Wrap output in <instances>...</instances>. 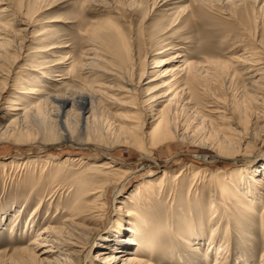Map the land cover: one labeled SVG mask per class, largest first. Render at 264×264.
I'll return each instance as SVG.
<instances>
[{
	"label": "rangeland",
	"instance_id": "obj_1",
	"mask_svg": "<svg viewBox=\"0 0 264 264\" xmlns=\"http://www.w3.org/2000/svg\"><path fill=\"white\" fill-rule=\"evenodd\" d=\"M5 40L7 46L0 45V77L10 74L11 88L1 96L4 100L0 97L3 107L10 101L23 105L34 96L30 92L39 89L75 96L79 102L70 118L76 120L82 108L81 95L94 91L97 102L90 124L71 122L73 142L60 146L47 142L42 138L47 131L35 126L23 142L12 139L0 143V264H37L22 250L33 247L30 244L38 231L48 225L61 227L68 212L80 208L84 211L81 215L88 217L83 218L88 221L81 224L82 229L92 233L74 264H108L101 254H110L116 247L121 207L133 213L134 231H124V225L120 238L130 240L133 235L142 236L147 227L154 229L151 246L147 243L146 249L159 254L157 263L214 264L217 254L208 252L203 242L198 247L203 251L198 253L179 239L185 229L192 225L201 228L212 217L216 224H224L220 240L226 234L233 238L224 264L262 262L264 241L259 236L263 230L264 185L260 202L254 199L256 202L250 204L255 213L247 210L241 215L232 210L231 219L229 209L236 207L234 201L228 209L219 206L218 219L217 214L208 215V188L212 176L229 175L239 168L222 159L218 147L211 145L218 140L217 131L225 128L218 114L222 110L227 118L235 112L234 123H239V114L244 112L250 130L256 134L250 140V150L233 161L264 162V0H217L212 5L207 0H0V44ZM160 51L163 53L159 55ZM174 55L183 57L157 67L159 61ZM183 61L199 65L200 75L193 84L188 83L185 95L175 97L170 104L172 95L159 98L160 104L153 109L148 94L163 92L153 91L159 82H149ZM185 72L177 71V78L189 82L192 76ZM128 81L137 90L134 96L127 94L131 88L125 84ZM3 82L0 78V95ZM131 107L140 109V116L149 123L152 114L163 110L170 114L173 127L177 126L174 130L185 131L189 138L150 150L146 149L149 143L141 148L129 143L122 129L132 120L135 110ZM52 112L55 110L50 107L48 114ZM16 129L13 132L22 134V128ZM41 141L47 147L39 144ZM146 152L151 153L148 163L141 160ZM112 159L118 166L133 170L134 177L124 190L127 204H118L117 192L109 189L105 211L95 213L101 216L96 221L89 210L97 202V187L107 182L106 171L100 166ZM16 160L19 166L11 169L9 162ZM190 168L203 171V178L196 182L190 172L179 177L181 171ZM163 172L169 176L164 177ZM162 176L165 186L157 187L151 202L143 192H136L143 183ZM19 211L21 218L15 222ZM231 224L234 229L228 230ZM206 235L210 237L208 232ZM43 251L36 252L41 256ZM115 252L111 255H119L121 250ZM129 252L133 253L127 249L122 255ZM170 252L174 257H169ZM62 254L59 257L64 259L67 253ZM57 257H48V264H54Z\"/></svg>",
	"mask_w": 264,
	"mask_h": 264
},
{
	"label": "bare ground",
	"instance_id": "obj_2",
	"mask_svg": "<svg viewBox=\"0 0 264 264\" xmlns=\"http://www.w3.org/2000/svg\"><path fill=\"white\" fill-rule=\"evenodd\" d=\"M207 2H210V5H212L214 3L216 4L217 0H207ZM5 41L6 42L0 45L7 46L6 45L8 44L7 40ZM162 53L163 52L160 51L159 55ZM180 56L174 55L168 61L165 62L159 61L157 67H160L164 63H172L183 57ZM182 63H183L182 65H180L179 63L180 66L178 65L176 67L169 66V68H166L162 71L160 77L151 80L149 82V83H154L156 81L159 82V85L156 88H154L153 91L157 90L163 92L161 93L162 95L160 94L158 96H150V94H148V97H150L148 101L152 105L153 109L156 105L160 104L158 102L159 98L168 97V95L169 96L172 95V98L169 99L168 102L170 104L173 103L175 97L180 95L181 96L185 95L188 92L187 85L191 84V81L193 84V82L196 81L197 79L196 76L200 75L198 73L199 65L191 66V64L187 63V61H183ZM88 66L90 67L89 69L91 72L92 70L91 64L87 65V67ZM185 70H186L185 73H188L192 76L191 77L189 75L191 77V80L189 82L185 80V78H182L181 80L177 78L178 75H176V72L177 71L181 72ZM202 70L203 68H201L200 70L201 73ZM0 73L3 75L1 71ZM190 77L187 79L189 80ZM0 78L4 81L3 89H2L3 91L1 92L0 95L1 97L4 96V94L7 93L8 89L11 88V86L9 88V81H11V77L9 74L6 77H0ZM46 78L51 79L50 77H46ZM143 78L144 76L140 78V83ZM199 80H200V76H199ZM125 84L130 85L131 87L130 89H128L127 94L134 96L137 90L133 87L130 81H128ZM30 93L31 95L34 96L30 97L23 105L19 104L18 102L10 101L8 103L7 102L5 103V105L8 104V106L3 107V105L0 102V143L12 139H14L15 142H23V140H25L23 139V137L27 138L26 136L29 134L26 133L29 132L32 127L35 126H37L40 130H42L44 127L47 133L46 134L43 133L44 136H42V138L47 142L48 140L49 142L52 143L55 142L57 146L63 145L64 143L69 141L73 142L72 139L74 138V136H73V131H71L72 130L71 122L77 124V122L82 121L85 125H88L91 122L92 113L96 111V107H94V105L97 102V96L96 94L95 95L93 94L95 93L94 91L80 96L79 100L81 102L82 108L76 120H71L70 118L71 110L74 109L77 103L79 102L77 101V98L75 96L72 95L61 96L59 94H55L52 92H45L39 89L37 90L33 89ZM2 100H4V98H2ZM88 102L91 104L92 106L91 108H88ZM50 107L53 110H55V113L52 112V114L51 113L48 114V110L50 109ZM131 109L135 110V112H133L132 120L131 121L129 120L130 122H128V125H126L122 129L125 136L128 137L127 139H129V143L133 142L137 147L140 148L149 143L150 146L146 147V149L148 148L150 150L152 147L157 148L158 146H161L166 142L175 141L178 138H181L184 141L189 138V136H187L185 131L183 133H179L180 130L179 128H178L179 130L177 129L174 130V128L177 126L173 127L174 124H172L170 114L164 113L163 110H159V111L157 110L158 112L156 114H152V117H150L152 118V122L149 123L148 120L145 119L146 117L143 118L142 116H140L141 114L140 109L136 107H131ZM154 111L155 110H152V112ZM217 111L218 110H215L214 112L217 114ZM222 111L218 112V114H219V118L222 121L221 123H223L222 125L225 128H223V130L217 131L216 134L218 140L217 142L212 143L211 145L215 146L216 148L218 147V154L222 159L230 160L232 162L230 163L231 165H235L236 167L239 168L232 170L233 172L229 175L223 174L221 176H217V178L212 176L208 188V191L210 192L209 198L211 199L210 200L211 206L208 209V215L212 214L211 216H216L217 214V219H218L220 214L218 213L219 206H222L224 208L227 207L228 209V206H231L232 202L234 201L236 202V207L229 209V215H230L229 219H231L233 218V212H231L232 210H234L236 214L238 213L241 215L245 214L247 210L250 214L255 213L253 212L252 209H250L252 208L250 204H252L254 199L257 200V202H260V199L262 197L261 191L264 185V162L263 163L261 162L262 164L261 163L259 164V160L257 159H249L248 161H236V162L233 161V159L238 155H241L250 150L251 148L250 140H252L254 138V135L256 134H254L255 132L252 131L253 129L250 130L247 117L243 116L244 112H240L239 114L240 116L239 123L237 122L234 123L235 119H237L235 118L234 115L235 112L233 114L232 111L230 113L231 114L230 118H227V115L224 114L225 112ZM47 114L50 116H48ZM263 116L262 119H264ZM227 122H229V124ZM230 122L231 124L236 125V127L230 125ZM16 127H20L22 128L20 130H23L21 131L22 134L20 133L19 136L17 135L16 132H13V129H16ZM51 138L54 141H51ZM39 144H42V146L47 147L46 144L43 145L42 141ZM76 144L79 145L78 143ZM150 154H151L150 152H146L141 160H143V162L145 163H148L149 158L151 157ZM24 161H25L24 165L28 167L29 162H27V160ZM9 163L11 169L12 168L14 169L17 165L19 166V161L17 160L16 162L10 161ZM9 163L4 164L3 165L4 168H7ZM100 167L104 171H106L104 176H106L105 178L107 179V182L100 184L97 187V195H98L96 198L97 202L92 207V209L89 210L90 212L93 211L92 216H94L93 218H95L96 221H100L101 216L100 215L97 216L95 215V213L98 212L100 214L101 212L105 211V207H106L105 201L107 200V194L109 189L113 188L115 189V192H117L116 201L118 204H122V205L127 204V199H125L126 197L123 198V195L125 193L124 190L126 185L130 183L131 179L134 177L133 170L118 166V163L113 159L109 163L102 165ZM189 172L193 173L194 181L196 180V182L199 178L201 177L203 178L204 176V172L201 171L200 169L190 168L187 169L186 171L185 170L181 171L179 177H182L184 173L188 174ZM166 175H168L167 172H163V176L165 177ZM163 176L157 180L154 181L152 180L148 183H143L142 185L136 188V192L139 194L143 192L146 195V197L149 198L150 201L148 202H151L153 198L152 195L155 194L154 192L157 189V187L162 188L164 185ZM95 181L98 182L97 180ZM131 199L133 198H130V204L131 203L134 204V201ZM255 202L256 201H254V203ZM36 211L37 209L34 210L33 214L37 213ZM83 213L84 211L81 208L68 212L67 214L68 216L65 218L63 225L61 227L57 228L48 225V227L45 228L42 232L38 231V234L36 235V239L30 244L33 247L22 250L27 252L28 260L33 263L36 262L37 264H48L47 258L55 254H58L57 258L59 259L54 260L55 262L52 261V263L59 264L60 260L63 261L62 264H74L75 261H77L78 263V261L80 260V256L84 252L85 247L87 246V241L90 239L92 233L89 232V230L87 232L82 229L83 227L81 224H85L84 221H88L87 219L85 220L83 219V218H88L82 216L81 214ZM118 214H121V216L120 219L116 221L117 223L116 233L122 235L120 231H123L124 225H126L125 228L126 230L124 231L128 233H132L134 231L131 228L134 227V224H132L133 213L130 210L124 211V209L121 207L118 208ZM184 214L185 213L181 215L184 216ZM14 218H15L14 219L15 222L19 220V218H21V212L19 211L18 215L16 214ZM212 218L211 220H208L206 223L204 222L201 228H198L200 225L198 226L192 225L191 227L185 229L183 233L179 234L180 235L179 239L188 248H191L192 252L197 251L198 253L203 251L200 249L201 248L200 246L202 245L201 243L203 242L202 246L203 247L206 246V248H208V252L210 251L213 253L216 252L217 256L214 264H224V260L225 258H227V254L230 251V246L232 244L233 238L231 239L229 237L231 236V234L230 235L226 234V237L223 240H220L218 236H220L219 235L220 229L223 227L224 224L221 225L220 223L222 222H217L216 224L215 219ZM33 222L34 221H31L30 223ZM232 225L233 224L228 225L227 229L228 230L234 229ZM194 227L197 229H195ZM262 227H263L262 235H260L259 237L261 240L264 241V210L262 212ZM228 230L225 233H228ZM152 231L155 230L147 227L146 232H144L142 236L133 235L131 236L132 239L130 240L128 239L123 240L120 238V235L118 236L116 234L117 237L115 244L116 247H114L113 250L111 249V253H116L115 251H120V250L121 252L118 253L119 255H111V253L110 254L102 253L101 255L104 256V262H108V264L111 263L112 264H117V263L118 264H160L157 263L159 254H154L149 249H146L148 248V244L151 246L150 243L152 242L149 241V239H151V234L154 233ZM207 232L210 235V237L206 235ZM257 241L259 240H256V245H258ZM217 246L221 248H217ZM39 249L40 250L44 249V251L41 252V256H45L43 259H41V256L38 255V253L36 252V251L39 252ZM77 249H81V250H77ZM127 249L129 251H133V253L129 252V254L122 255V253H125ZM62 253H67L65 254L67 256H65L64 259H61L59 257ZM170 254H171L169 255L170 258L174 257L173 252L172 253L170 252ZM207 258L208 256L206 255V259ZM261 258H262L261 260L262 262L260 264H264V251ZM171 262L172 261L168 260L167 264H172ZM182 264L185 263L182 262Z\"/></svg>",
	"mask_w": 264,
	"mask_h": 264
}]
</instances>
